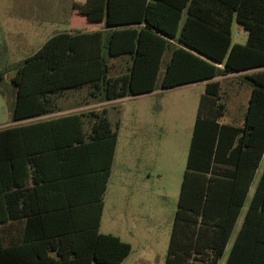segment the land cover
Segmentation results:
<instances>
[{"label":"trees","instance_id":"1","mask_svg":"<svg viewBox=\"0 0 264 264\" xmlns=\"http://www.w3.org/2000/svg\"><path fill=\"white\" fill-rule=\"evenodd\" d=\"M78 20L101 29L81 31ZM233 22L244 43L233 42ZM68 25L11 65V122L48 112L49 97L65 89L110 101L205 81L164 264H218L264 151V0H72ZM228 74L249 89L239 123L219 121L217 77ZM52 126L74 138L36 140ZM116 128L106 109L0 128V264L122 262L130 244L99 231ZM56 160L65 166L57 178ZM28 172L32 188L18 182ZM38 185L56 196L51 203L39 206L29 193ZM225 264H264V170Z\"/></svg>","mask_w":264,"mask_h":264},{"label":"rangeland","instance_id":"2","mask_svg":"<svg viewBox=\"0 0 264 264\" xmlns=\"http://www.w3.org/2000/svg\"><path fill=\"white\" fill-rule=\"evenodd\" d=\"M71 11L72 0H0V71L4 72L0 87H4L3 80L12 74V64L34 53L51 35L68 30ZM91 25L82 23L79 29L101 27ZM73 26L70 31L78 28ZM243 33L234 22L233 41ZM121 62L119 58L111 60L116 69ZM217 79L225 102L219 121L239 123V116L229 114V74ZM202 91V83H193L165 90L159 88L139 97L96 101L87 96L86 90H81L68 92L60 101L66 112L106 108L110 122L113 125L119 122L100 232L119 234L130 244V252L120 264H164ZM232 118L237 122H231ZM239 224L233 230L229 247ZM224 260L225 255L218 264Z\"/></svg>","mask_w":264,"mask_h":264},{"label":"crops","instance_id":"3","mask_svg":"<svg viewBox=\"0 0 264 264\" xmlns=\"http://www.w3.org/2000/svg\"><path fill=\"white\" fill-rule=\"evenodd\" d=\"M183 18H184V15H183ZM98 29H101V28L85 29V30L93 31V30H98ZM236 34H237V32H236ZM246 36H247V34H246V31L244 30V33L237 35L236 40L233 42L244 43L246 40ZM12 74H13V71H12ZM11 75H10V77H11ZM235 75H237V74H229V114L232 116H239V119H238V121H239L242 117V114L245 111V107H246L248 97H249V89L246 86H244V84H242V83L239 85L238 81H236V83L231 81V83H230V79L233 78ZM10 77L8 79L3 80L4 87H2V86L0 87V128L15 126V125L20 126V125H24L28 122L48 121V120L56 119L57 117L65 116V115L72 114V113L87 112V111H80V112H66V111H64L65 108L61 107L60 101H62L68 95V92H71V91L86 90L87 96H89V98H91L93 100H96L94 97H92L90 95V93L86 87H82L79 89H73V88L65 89L62 92L57 93V94H53L52 96L49 97L52 100H51V108L48 112H46L42 115L36 116L34 118H31V119L21 120V121H17V122H11V120H10V109L12 108V106L15 102L16 94H15L14 86L11 85L9 82ZM204 82L205 81H197V82H193V83H202L203 89H204ZM193 83H188V84H193ZM188 84H184V85H188ZM180 86H182V85H180ZM175 87H178V86H175ZM160 90H165V89H160ZM146 94H148V93H146ZM146 94H143V95H146ZM143 95H139V96H143ZM139 96L135 95L132 97H139ZM124 98H129V97H124ZM120 99H123V98H118V99H114V100H120ZM110 101H113V100H110ZM102 109H106V108H102ZM88 111H91V110H88ZM106 111H107V109H106ZM231 122H237V119L232 118ZM116 123H117V128H116L117 137H116V144H115V148H114V152H113L112 163L110 166V174H109L108 181L111 177L112 167H113L117 143H118L119 122H116ZM46 127H49V126H46ZM54 127H56V126H52V129H54L53 132H51V130H49L50 128H46V130H44L42 132L43 133L42 135L36 137V140L37 141H40V140L45 141L48 145H53V144L57 143V145L62 144V146H66L65 144H67V143H65V142L72 140L74 138V134L71 131L68 132L67 130H65V132L63 134H57ZM133 128L135 129L136 125H134ZM60 164L61 163L58 162L57 160L53 163V165L51 163V167L49 166L50 175L52 172V175L55 174V178H57V175L59 173H61L59 171L62 169H65V166H60ZM58 166H59V168H58ZM263 170H264V151L261 155L259 164H258L256 171H255V174H254V177H253V179L249 185L244 204H243L242 208L240 209V212L237 216L234 228L238 222H240L239 226L241 225V222L243 220L247 206H248L249 201H250V199L254 193L255 187H256V185H257V183H258V181L262 175ZM38 177L41 178V175H39ZM30 179H31V174L28 172V174H26L24 177L19 179V181H18L20 183L19 185L24 184L26 186L28 184V186H31L30 188H32L34 183L31 182ZM108 181H107V183H108ZM106 189H107V184H106ZM106 189H105V191H106ZM29 193L34 194V197L37 198V202H38L39 206H42L43 204L51 203L52 200L54 199L53 197H56V196H52L50 194V191H47L46 188H42L39 185H38V187L36 186L35 192L30 191ZM103 209H104V197H103V205H102V211H101V216H100L99 231H100V226H101ZM29 210H32L31 213L36 212L35 211V201H32L30 203ZM26 211H28V210H26ZM110 234H113V233H110ZM113 235H115V234H113ZM116 236H118L121 240H123L121 235L117 234ZM229 240H230V238L228 239V241L225 245L223 255L221 256V258H222L225 255V260H224L223 264H225L226 258H227L228 253H229V249H230L231 244H232L234 239L232 240L230 247H229ZM123 241H125V240H123ZM125 242H127V241H125Z\"/></svg>","mask_w":264,"mask_h":264},{"label":"water","instance_id":"4","mask_svg":"<svg viewBox=\"0 0 264 264\" xmlns=\"http://www.w3.org/2000/svg\"><path fill=\"white\" fill-rule=\"evenodd\" d=\"M170 88H173V87H170ZM167 89H168V88H167ZM143 94H146V93L138 94V95H136V96L143 95Z\"/></svg>","mask_w":264,"mask_h":264}]
</instances>
